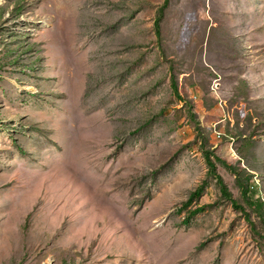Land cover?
I'll return each instance as SVG.
<instances>
[{
    "label": "rangeland",
    "instance_id": "rangeland-1",
    "mask_svg": "<svg viewBox=\"0 0 264 264\" xmlns=\"http://www.w3.org/2000/svg\"><path fill=\"white\" fill-rule=\"evenodd\" d=\"M0 264H264V0H0Z\"/></svg>",
    "mask_w": 264,
    "mask_h": 264
}]
</instances>
